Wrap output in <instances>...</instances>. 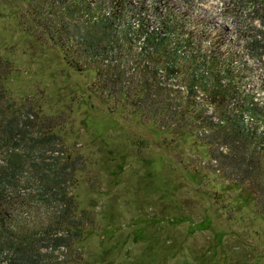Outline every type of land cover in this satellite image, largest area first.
I'll use <instances>...</instances> for the list:
<instances>
[{
    "label": "rangeland",
    "instance_id": "rangeland-1",
    "mask_svg": "<svg viewBox=\"0 0 264 264\" xmlns=\"http://www.w3.org/2000/svg\"><path fill=\"white\" fill-rule=\"evenodd\" d=\"M172 1L189 13V27L228 31L246 60L234 62L242 71L239 82L264 108V63L243 47L240 34L247 23L257 25L258 15L227 0ZM30 3L0 0V58L9 63L4 88L18 110L34 111L43 133L51 129L61 144L27 140L18 149L48 163L51 147H62L64 157L76 159L69 193L77 210L94 220L75 248L60 255L70 264L76 257L75 264H264V209L248 184L212 159L218 146L228 150V141L209 142L195 124L161 126L136 105L135 94L107 89L98 65L76 70L54 38L57 27L37 23ZM32 170L23 168L14 181L22 193L40 189ZM36 194L32 208L41 222L44 199ZM36 229L29 232L45 252L47 241ZM14 256L1 247L0 264H16Z\"/></svg>",
    "mask_w": 264,
    "mask_h": 264
},
{
    "label": "trees",
    "instance_id": "trees-1",
    "mask_svg": "<svg viewBox=\"0 0 264 264\" xmlns=\"http://www.w3.org/2000/svg\"><path fill=\"white\" fill-rule=\"evenodd\" d=\"M33 1L30 12L35 21L57 27L52 28L54 38L76 70L98 65L105 71L101 79L107 89L127 97L135 94L136 105L159 118L161 126L195 124L192 128H199L209 142L224 145L228 141V150L218 146L212 159L230 178L248 184L264 209V108L251 88L239 82L242 71L234 62L241 57L240 63L246 60L227 30L189 27V13L172 0ZM227 2L258 15L257 25L247 23L240 34L246 40L243 47L264 63V0ZM7 64L0 58V249L12 248L16 264H70L69 257L60 253L68 255L87 222H94L86 211L77 210L69 193L77 161L64 157L62 147H51L54 161L48 163L36 160L34 153L20 152L18 146L27 140L61 143L51 129L43 133L34 111L26 113L12 103L3 82ZM172 76L179 87L168 84ZM29 167L36 168L32 175L40 183L33 195L22 193L14 183L20 171ZM34 194L44 199L41 222L32 208V201L37 203ZM32 227L43 231L47 251L36 246L34 232H29Z\"/></svg>",
    "mask_w": 264,
    "mask_h": 264
},
{
    "label": "built area",
    "instance_id": "built-area-1",
    "mask_svg": "<svg viewBox=\"0 0 264 264\" xmlns=\"http://www.w3.org/2000/svg\"><path fill=\"white\" fill-rule=\"evenodd\" d=\"M161 71H163V70H161ZM167 82L172 87H179L178 80L175 76L170 77Z\"/></svg>",
    "mask_w": 264,
    "mask_h": 264
}]
</instances>
